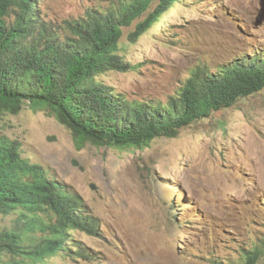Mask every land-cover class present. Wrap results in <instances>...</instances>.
<instances>
[{"label": "rangeland", "instance_id": "1", "mask_svg": "<svg viewBox=\"0 0 264 264\" xmlns=\"http://www.w3.org/2000/svg\"><path fill=\"white\" fill-rule=\"evenodd\" d=\"M128 0H40L59 30ZM157 1L122 28L117 54L130 69L98 80L127 100L165 102L198 64L226 65L264 51V0H178L137 40L130 34ZM213 71V70H212ZM143 149L86 144L45 107L0 114V138L75 194L101 235L72 231L90 257L48 264H235L255 246L264 263V90ZM0 213V228H17ZM38 234V233H37Z\"/></svg>", "mask_w": 264, "mask_h": 264}, {"label": "trees", "instance_id": "2", "mask_svg": "<svg viewBox=\"0 0 264 264\" xmlns=\"http://www.w3.org/2000/svg\"><path fill=\"white\" fill-rule=\"evenodd\" d=\"M39 1L0 0V114H18L26 105L45 107L80 148L143 149L264 90V51H254L223 66L198 64L165 102L127 100L98 77L130 69L117 54L122 28L157 0H128L90 11L61 30L43 20ZM175 2L158 0L130 40L164 23L163 15ZM0 213L15 215L17 226L0 228V264H48L49 257L59 255L88 259V249L72 240L71 232L101 235L98 220L75 194L3 138ZM262 253L257 246L240 248L235 264H264Z\"/></svg>", "mask_w": 264, "mask_h": 264}]
</instances>
